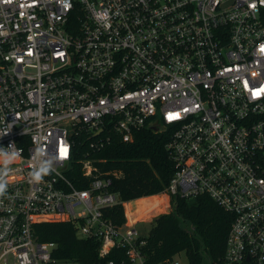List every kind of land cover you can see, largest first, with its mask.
Instances as JSON below:
<instances>
[{"label":"built area","instance_id":"1","mask_svg":"<svg viewBox=\"0 0 264 264\" xmlns=\"http://www.w3.org/2000/svg\"><path fill=\"white\" fill-rule=\"evenodd\" d=\"M262 49L264 0H0V146L22 153L0 197V264L55 262L35 224L60 221L97 239L107 264H148L137 222L109 215L134 199L92 155L154 126L170 131L169 197L207 194L233 215L215 264H264ZM37 148L56 158L39 184Z\"/></svg>","mask_w":264,"mask_h":264},{"label":"trees","instance_id":"2","mask_svg":"<svg viewBox=\"0 0 264 264\" xmlns=\"http://www.w3.org/2000/svg\"><path fill=\"white\" fill-rule=\"evenodd\" d=\"M82 139L75 149L77 159L85 158L89 150L87 137L83 136ZM169 139L170 131L152 128L138 131L132 142H124L114 134L112 140L92 156L99 159L95 164L101 171H115L119 175L114 180L113 188L121 193L123 199L146 197L140 204L149 207L156 200L150 204L148 199H152L153 195H148L164 192L174 174L175 165L166 147ZM80 170L78 167V174ZM73 179L80 187L87 184L85 178ZM172 202L176 205V211L158 216L146 237L147 243L143 248L148 264L170 260L182 251L189 256L188 264L217 263L224 255L233 215L207 194L190 198L172 196ZM126 205L128 215L134 219L131 203ZM109 215L117 223L126 221L123 205L109 210ZM180 218L186 226L181 225ZM35 234L41 241L58 244L54 252L57 258L72 259L80 264L98 261L107 264V259L99 256V241L78 237L76 227L71 222L37 223ZM111 257L113 255L108 258Z\"/></svg>","mask_w":264,"mask_h":264},{"label":"rangeland","instance_id":"3","mask_svg":"<svg viewBox=\"0 0 264 264\" xmlns=\"http://www.w3.org/2000/svg\"><path fill=\"white\" fill-rule=\"evenodd\" d=\"M152 195H153L152 199H148L150 201V204H152L153 201L155 200L156 201L154 204L150 205L149 207H142L143 204L142 203L140 204L141 200H131L129 202L131 203V207L133 211L132 216L134 217V219L130 218V216L128 215L127 205L125 207V212L127 214V221L131 223L137 222L135 224V227L142 236H148L150 234V231L154 226L155 219L158 216L162 214L174 213L176 211L175 210L176 205L174 202H172V197H169V195L165 191L161 193H153L151 195H148V197H151ZM180 223L181 225L186 226L185 221L181 218H180ZM174 259L180 261L181 264H188L189 262V256L186 251L177 253L176 255H174ZM45 264H80V263L72 259L59 258L55 262H50ZM88 264H103V263L98 261Z\"/></svg>","mask_w":264,"mask_h":264},{"label":"clouds","instance_id":"4","mask_svg":"<svg viewBox=\"0 0 264 264\" xmlns=\"http://www.w3.org/2000/svg\"><path fill=\"white\" fill-rule=\"evenodd\" d=\"M96 19L102 21L105 27H109V14L107 11L97 12ZM8 132L4 133L6 135ZM22 158V153L15 147L14 143H10L8 147L0 146V197L4 196L8 187V177L12 170V165ZM54 157L47 155L43 148H37L34 153V166L29 173L31 182L39 184L44 178L54 171Z\"/></svg>","mask_w":264,"mask_h":264},{"label":"snow or ice","instance_id":"5","mask_svg":"<svg viewBox=\"0 0 264 264\" xmlns=\"http://www.w3.org/2000/svg\"><path fill=\"white\" fill-rule=\"evenodd\" d=\"M262 51H264V49H262ZM258 94H259V92H254V95H258ZM169 118L171 119V118H175V117L170 115ZM60 154H61V158L66 157L67 156V148L61 147Z\"/></svg>","mask_w":264,"mask_h":264},{"label":"bare ground","instance_id":"6","mask_svg":"<svg viewBox=\"0 0 264 264\" xmlns=\"http://www.w3.org/2000/svg\"><path fill=\"white\" fill-rule=\"evenodd\" d=\"M143 198H146V197H141V198H137V199H134V200H142Z\"/></svg>","mask_w":264,"mask_h":264},{"label":"water","instance_id":"7","mask_svg":"<svg viewBox=\"0 0 264 264\" xmlns=\"http://www.w3.org/2000/svg\"><path fill=\"white\" fill-rule=\"evenodd\" d=\"M152 129H153V130H158V127L154 126Z\"/></svg>","mask_w":264,"mask_h":264}]
</instances>
